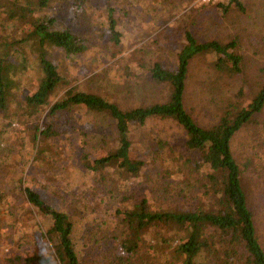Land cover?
<instances>
[{
    "label": "rangeland",
    "instance_id": "374dc122",
    "mask_svg": "<svg viewBox=\"0 0 264 264\" xmlns=\"http://www.w3.org/2000/svg\"><path fill=\"white\" fill-rule=\"evenodd\" d=\"M228 3L89 0L82 11L74 0H52L51 14L62 28L84 38L88 50L75 62L66 61L60 50L51 53V61L61 66L67 83L59 86L50 103L61 100L73 87L124 110L167 101L168 87L155 84L147 69L161 62L174 70L184 32L190 31L200 42L237 40L243 67L240 75L223 76L213 71L210 58L195 59L187 81V111L200 125L210 127L229 109L241 110L264 86V0H242V10L234 5L225 13L223 7ZM109 10L114 11L123 36L119 45L108 38ZM30 21L16 14L11 0H0L3 51L20 70L7 111L0 109V190L5 195L0 207V264H23L33 254H53V244L42 237L48 226L45 228V220L22 192L21 184L28 181L45 201L74 219L82 264H181L149 249L127 259L123 247L128 232L114 212L128 207L123 202L126 197L132 201L148 197L153 210L186 209L206 198L204 173L194 167L199 155L186 148V132L175 122L162 119L134 129L133 153L146 166L128 190L116 175L91 174L81 164L82 154L107 150L101 148L103 142L107 148H115V124L102 114L85 111L57 119L56 129L65 133L50 142L53 152L41 162L35 127L46 124L49 109L34 117L26 114L25 97L37 88L40 77L38 55L33 41L18 43L31 32ZM128 66L136 69L133 75L126 73ZM232 150L264 249V110L236 134ZM145 238L155 245L151 236ZM199 263L206 264V260L201 258Z\"/></svg>",
    "mask_w": 264,
    "mask_h": 264
},
{
    "label": "trees",
    "instance_id": "16d2710c",
    "mask_svg": "<svg viewBox=\"0 0 264 264\" xmlns=\"http://www.w3.org/2000/svg\"><path fill=\"white\" fill-rule=\"evenodd\" d=\"M11 1L22 20H31V32L18 43L33 41L38 55L40 77L37 88L25 97L26 114L34 117L49 109L46 124L35 127L34 142L41 162L47 161L53 152L50 142L65 133L56 129L55 121L85 111L110 117L115 124L116 141L113 150L103 142L101 148L107 150L82 154L83 168L91 174L110 172L127 190L146 166L133 153V131L152 119L170 120L181 126L187 135L186 148L199 155L194 167L197 172L204 173L207 184L206 198L199 204L181 210H153L148 197L133 201L132 197L123 199L128 207L117 209L114 218L128 232L124 256L133 259L142 249H149L156 256L174 257L181 264H200L201 258L206 264H264V249L242 186V171L232 150L236 134L264 110V86L248 106L241 110L229 109L210 127L200 125L185 105L190 66L195 59L210 58L212 69L218 75L235 77L242 73L243 57L237 53L238 41L200 42L190 31H185L176 68L169 70L161 62H154L147 69L155 84L168 87L170 92L165 102L124 110L106 98L73 87L52 105L51 96L60 85L67 83V77L61 66L51 61V53L60 50L66 61L75 62L88 50L86 40L59 25L50 12L52 0ZM74 1L82 11L89 3V0ZM234 5L239 10L243 8L242 0H229L227 5L220 6L226 13L233 10ZM107 30L109 40L119 45L123 36L113 10H109ZM3 47L0 39V109L6 112L10 105L9 94L20 70L17 63L5 56ZM21 65L25 68L23 63ZM135 71L131 66L126 68L128 75ZM36 161H39L37 157ZM21 189L28 203L45 220V228L48 226L42 237L53 244L52 256L33 254L25 258L23 264H82L74 239L76 223L72 216L45 201L30 181L21 184ZM4 196L0 190V207ZM146 235L151 236L155 245H151Z\"/></svg>",
    "mask_w": 264,
    "mask_h": 264
},
{
    "label": "built area",
    "instance_id": "2783aa9c",
    "mask_svg": "<svg viewBox=\"0 0 264 264\" xmlns=\"http://www.w3.org/2000/svg\"><path fill=\"white\" fill-rule=\"evenodd\" d=\"M204 2H207V0H203Z\"/></svg>",
    "mask_w": 264,
    "mask_h": 264
},
{
    "label": "clouds",
    "instance_id": "9594fccd",
    "mask_svg": "<svg viewBox=\"0 0 264 264\" xmlns=\"http://www.w3.org/2000/svg\"><path fill=\"white\" fill-rule=\"evenodd\" d=\"M42 254H43V252H42Z\"/></svg>",
    "mask_w": 264,
    "mask_h": 264
}]
</instances>
